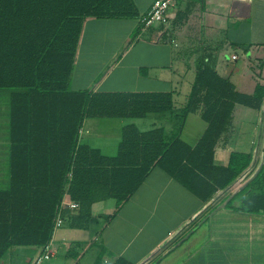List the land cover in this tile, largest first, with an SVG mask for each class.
<instances>
[{
  "label": "trees",
  "instance_id": "trees-1",
  "mask_svg": "<svg viewBox=\"0 0 264 264\" xmlns=\"http://www.w3.org/2000/svg\"><path fill=\"white\" fill-rule=\"evenodd\" d=\"M87 19L135 20L138 14L131 0H0V91L7 90L10 144V184L0 190V260L12 247L42 248L49 242L65 187L79 208L61 216L71 228L84 229L94 204L115 202L113 213L105 218L108 224L154 169L202 204L250 175V154L232 152L223 167L214 164V155L232 127L236 106L259 111L264 118V83L256 84L250 94L240 93L212 67L201 64L178 109L169 92L71 91ZM191 114L206 125L194 147L181 140ZM150 115L168 117L175 125L144 132L133 124L124 126L114 156L80 143L87 119L141 120ZM245 191L241 210L264 213V168ZM113 264L128 263L117 259Z\"/></svg>",
  "mask_w": 264,
  "mask_h": 264
},
{
  "label": "crops",
  "instance_id": "crops-1",
  "mask_svg": "<svg viewBox=\"0 0 264 264\" xmlns=\"http://www.w3.org/2000/svg\"><path fill=\"white\" fill-rule=\"evenodd\" d=\"M131 1L138 19L85 20L69 82L71 91L169 92L174 107H182L201 64L212 67L240 93L250 94L256 84L264 83V0H174L169 23L146 29L139 18L149 11L153 0ZM135 31H139L138 36L130 42ZM169 33L177 39L174 36L168 42ZM241 58L245 63L233 67V61ZM180 98L181 103L176 104ZM257 112L264 128V118ZM0 116L5 123L0 140V184L5 190L10 184L8 106ZM134 121L140 120L87 119L80 143L100 151L95 145L110 144L113 139L117 149L122 128L135 125ZM243 123L238 134L244 131ZM106 124L116 132L102 131L100 126ZM205 128L199 116L191 114L185 120L181 140L194 147ZM233 132L232 124L215 149L214 164L226 166L232 152L250 154L253 162L248 178L243 177L229 192L217 193L213 201L202 204L165 172L154 169L101 233H94L95 244L86 233L88 226L61 227L52 238L53 257L44 264H65L75 255L80 256V263L91 256L83 264H113L117 259L128 264H264V213L241 210L247 197L245 187L264 168V146L259 141L254 147V139L246 144L239 135L233 148L226 150ZM101 203L92 206L90 220L103 215L96 214ZM40 249L12 247L0 264H12L14 258L21 257L22 264H31ZM86 249L90 252L85 253ZM57 257L60 260L54 261Z\"/></svg>",
  "mask_w": 264,
  "mask_h": 264
},
{
  "label": "rangeland",
  "instance_id": "rangeland-1",
  "mask_svg": "<svg viewBox=\"0 0 264 264\" xmlns=\"http://www.w3.org/2000/svg\"><path fill=\"white\" fill-rule=\"evenodd\" d=\"M153 28L157 29V26H154ZM169 34L171 35V37L169 38V36H168V42H169V39H171V38L173 39V37L175 36V35L172 36V33H169ZM175 38H176V36H175ZM242 63H245V61H242V58H241L239 61H237L235 63L233 61L232 66L235 67V64H237V66L238 65L241 66ZM253 71L257 72V69L253 68ZM78 72H79V68L77 67L76 71H75L76 75L78 74ZM251 74H252V72H251ZM70 88H72L71 85H70ZM246 92H249V91H246ZM7 98H8L7 97V90L0 91V113L5 111V108L7 107ZM176 102H177L176 104L181 103V98L177 99ZM177 106L175 107L176 109L181 108L179 105H177ZM1 116H2V114H1ZM1 116H0V140L3 139L2 133L5 131V129H4L5 127L4 128L2 127V125H5V123L1 122V120L3 121V118H1ZM241 122H244L243 123V125L245 126L244 131L238 134V130L240 131L239 128H240ZM105 123H107V122H105ZM134 124H135L136 128L141 130V131L149 130L150 128H152V126H155V127L163 126L166 130H169L172 128L173 125H175V122L173 120H170V119L169 120L168 119L162 120V118L160 116L154 115V116H151L150 118H148L146 120H140V121H136V122L134 121ZM232 124H233L234 132L226 144V148H227L226 150H230L231 148H233L235 138L236 137L238 138L239 135H240V137L242 136L241 139H243L246 142V144L250 143L254 139V143H255L254 147H256L259 144V141L264 146L263 121H262V118L258 114L257 111L238 106L233 112ZM100 129H102V131H106V130L110 129L112 133H114V131H115V128L112 126H109L108 124H106L104 126H100ZM245 129H247V131H245ZM252 134H255V137L251 139ZM111 141L112 142L110 144L107 141L106 144L100 143V144H97L95 146H97L96 148L100 149V151L103 155L114 156L116 153V142L113 139ZM244 141H243V144H245ZM220 152H221V149L218 150L217 154ZM217 154H216V157L219 156ZM0 175H1V171H0ZM0 179H1V176H0ZM2 189H3V187L0 184V190H2ZM114 208H115V202L112 200L107 201V202H103L97 206L96 214L99 213V214H103V215L101 217H99L98 219L90 220L88 225H87L89 231H86L87 235L90 234V239L93 242V244L96 243V241L94 242V239H95L94 233H98V234L101 233L103 226H105L106 216L109 215L111 210H113ZM62 227L67 228V229H69V228L73 229L66 222H64V225ZM89 250L90 249H86L85 253L90 252ZM10 252L11 251L9 250L7 257H9ZM79 258H80V256L75 255L74 257L69 258V260H67L65 262V264H83L84 262L89 261L91 256L85 257V260L82 263H80V261H78ZM58 260H60V257H57L54 261H58ZM22 261H23L22 257L19 259L14 258L12 260V264H22Z\"/></svg>",
  "mask_w": 264,
  "mask_h": 264
},
{
  "label": "built area",
  "instance_id": "built-area-1",
  "mask_svg": "<svg viewBox=\"0 0 264 264\" xmlns=\"http://www.w3.org/2000/svg\"><path fill=\"white\" fill-rule=\"evenodd\" d=\"M173 6L174 0H153L149 11L139 19L140 25L145 29L153 25L166 26L171 19L170 11ZM235 58L236 57H233V59ZM67 191L68 188L65 187L63 198L60 203V213L58 214L53 225L51 239L45 246L40 249L39 253L32 260L31 264H44L53 257L52 238L55 232L60 229L64 223V219L61 216V213L63 211H68L70 213H76L78 211V203L72 202L69 199Z\"/></svg>",
  "mask_w": 264,
  "mask_h": 264
}]
</instances>
